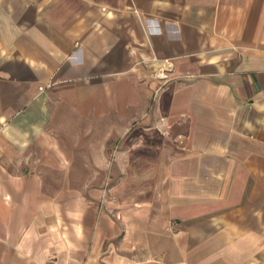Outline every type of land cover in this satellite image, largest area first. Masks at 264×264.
<instances>
[{
    "label": "crops",
    "instance_id": "obj_1",
    "mask_svg": "<svg viewBox=\"0 0 264 264\" xmlns=\"http://www.w3.org/2000/svg\"><path fill=\"white\" fill-rule=\"evenodd\" d=\"M0 264H264V0H0Z\"/></svg>",
    "mask_w": 264,
    "mask_h": 264
},
{
    "label": "built area",
    "instance_id": "obj_2",
    "mask_svg": "<svg viewBox=\"0 0 264 264\" xmlns=\"http://www.w3.org/2000/svg\"><path fill=\"white\" fill-rule=\"evenodd\" d=\"M148 22H153V21H149V20H147V23H148ZM42 89H43V88L41 87L40 90H42ZM179 143H181V141H179Z\"/></svg>",
    "mask_w": 264,
    "mask_h": 264
}]
</instances>
